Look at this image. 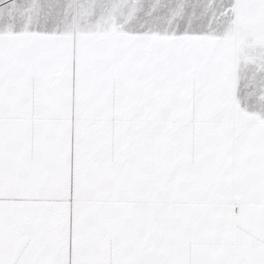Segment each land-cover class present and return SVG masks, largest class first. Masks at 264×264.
<instances>
[{"label":"snow or ice","instance_id":"1","mask_svg":"<svg viewBox=\"0 0 264 264\" xmlns=\"http://www.w3.org/2000/svg\"><path fill=\"white\" fill-rule=\"evenodd\" d=\"M0 264H264V0H0Z\"/></svg>","mask_w":264,"mask_h":264}]
</instances>
